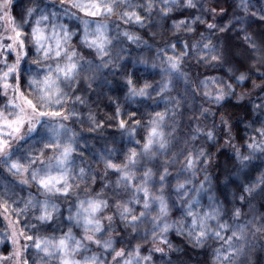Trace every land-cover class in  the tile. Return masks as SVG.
<instances>
[{"label":"clouds","instance_id":"clouds-1","mask_svg":"<svg viewBox=\"0 0 264 264\" xmlns=\"http://www.w3.org/2000/svg\"><path fill=\"white\" fill-rule=\"evenodd\" d=\"M0 264H264V0H0Z\"/></svg>","mask_w":264,"mask_h":264}]
</instances>
